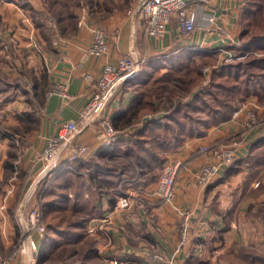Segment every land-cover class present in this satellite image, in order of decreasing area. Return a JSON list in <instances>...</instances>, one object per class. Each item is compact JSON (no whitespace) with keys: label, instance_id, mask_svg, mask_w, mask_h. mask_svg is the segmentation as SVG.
<instances>
[{"label":"crops","instance_id":"0c3cea01","mask_svg":"<svg viewBox=\"0 0 264 264\" xmlns=\"http://www.w3.org/2000/svg\"><path fill=\"white\" fill-rule=\"evenodd\" d=\"M139 1L81 0L74 11L70 7L75 21L64 17L60 22L62 30L56 29L55 33L49 24L48 30L53 33L44 37L39 33L41 25L35 17L36 11L47 15L43 0H28L25 5L29 6L26 7L18 3H5L0 7L1 21L5 24L0 36L3 38L14 34L19 54L16 63L19 67L26 65L34 83H38L36 87L32 83V88L28 87L29 92H40L43 85L40 86L39 74L43 72L47 81L43 91L63 84L67 85L72 94L70 99L59 94H47L40 105L41 116L36 118L39 128L33 131L38 134L30 137L23 153V167L20 173L17 168L13 169L9 186L4 181L7 137H1L0 134V264H23L20 253L15 251L21 234L17 222L21 205L28 208L44 207V201L41 203L40 199L31 201L30 191L36 178L24 192L25 184L34 173L41 171V153L48 139L58 132L61 123L78 119L80 110L88 103L91 81L86 75L91 74L93 79L98 78L107 64L117 65L122 55L134 45L130 38L132 26L128 10ZM186 1L196 11L198 28L189 37L180 38L177 19L173 18L165 37L158 39L146 35L141 23H138L135 39L138 52L148 57L149 61L173 55L183 48H189L192 54L194 51L209 52L217 48H226L234 53L233 49L236 48L231 47L239 42L244 0ZM205 14L215 15L216 21L212 27L204 21ZM13 26L14 30L10 31ZM97 29L104 30L109 36L108 51L104 54L89 52ZM1 52L3 51L0 50V54ZM205 56L209 55L206 53ZM216 56L220 57L218 54ZM26 58L28 62L24 61ZM196 59L205 60L201 55H197ZM1 61L4 62L3 59H0V63ZM3 70L6 67L3 66ZM8 70H11L10 66ZM166 71L167 68H164L160 73ZM15 73L18 74L17 71ZM134 83L125 82L108 104L109 116L119 127L130 119L129 110L137 95ZM14 88L21 92L20 86ZM261 104L256 99L245 105L239 104L236 109L241 110L237 117L214 125L204 136L189 138L183 145L169 150V161L166 163L182 161L183 165L177 174L174 202L168 203L161 198L152 197V213L156 222H152L148 215L114 210L112 191L116 187V176L113 172L103 174L101 168L110 167L108 164L112 157L108 158L107 153L114 152L115 149L105 148L103 137L91 127H86L77 140L88 145V153L99 152V158L84 157L82 162L86 165H81L80 173L75 174L76 187L73 184L67 190H72L69 192L72 196L77 190L94 191L95 212L101 211L103 215L111 216L112 220L106 226V232L94 235L101 256L108 263L112 259L120 258L130 261V264H159L151 261L152 251L157 249L161 254L173 257V264H264V171H259L253 165V158L259 151L256 145L264 139V122L242 133L245 109ZM27 106L23 101L7 102L0 95V109L25 113L29 109ZM163 113L159 110L155 118ZM144 117L146 114L135 118L136 125L140 126L148 119ZM234 134H240L235 162L222 166L210 184H198L196 179L200 168L204 164L215 162L211 154L203 153L200 148L226 142ZM119 155L120 152L114 157L112 165L117 166L120 163ZM88 165L93 170L88 169ZM97 169H101L99 174L93 179L90 178L91 174L98 173ZM141 183L142 181L139 182ZM154 183L156 182L152 181L149 185L153 186ZM91 196L88 192L84 193V198ZM180 210L188 212L191 239L188 246L179 249L178 224L182 217ZM38 236L39 234H35L37 242ZM39 243L41 241L38 245Z\"/></svg>","mask_w":264,"mask_h":264},{"label":"trees","instance_id":"16d2710c","mask_svg":"<svg viewBox=\"0 0 264 264\" xmlns=\"http://www.w3.org/2000/svg\"><path fill=\"white\" fill-rule=\"evenodd\" d=\"M72 4L80 3L68 2L66 3L67 9ZM67 12L74 16L69 11ZM43 14L45 13L41 12V15ZM253 16H255L254 21L251 20ZM249 17H251L250 20ZM63 18L61 17L59 22ZM244 22H246L245 27ZM240 27L242 29L238 45L231 48L242 50L244 55L249 50L263 51L262 55L254 52L247 53L248 55L244 59L224 63L219 67L215 66L211 69V82L207 85H203L201 82L203 78L200 63L196 57L201 55L205 60H200V62H209L212 58L217 59V52L194 51L192 54L189 48L179 49L177 53L165 55L159 60L149 61L146 57L138 76L126 81L135 82L134 87L137 95L129 110L130 119L128 122L126 121L123 126L119 127L116 121L111 118L114 127L120 132V140L107 148L115 149L114 152H120L121 161L116 164L117 166L109 165V168H101L103 174H116H114L116 176L114 177L116 179L114 189L118 188L117 186L124 176L129 178L126 184L130 186L153 188L155 183L153 186L149 183L156 182L155 180L161 176L159 170L161 167L163 169L166 164L164 156L166 149H176L189 138L204 136L212 126L229 120L238 101L244 102L251 96L264 100V0H244ZM245 36H249L248 41L244 38ZM206 53L209 55L208 57L205 56ZM164 68H167V71L159 73ZM43 77L46 81L45 75ZM175 84H177L178 91L173 93ZM37 85L38 83L33 84L34 87ZM166 93L170 95L171 99L177 98L178 100L176 103L173 102L168 115L163 113L157 118L155 116L148 118L143 124L131 130L132 135L126 138V141L122 140L123 129L132 128L136 124L135 118L138 119L147 112L155 115L156 110L162 106L160 99ZM45 95L46 92L43 91V88L42 92H35V96L41 99V103L44 102ZM188 96L190 99L184 102L183 99ZM198 113H205L206 116H197ZM256 146L259 151L253 158V165L259 168V171H264V139L259 141ZM147 155L150 160L146 157ZM115 156L118 154L113 155L111 161H114ZM92 158L94 159V157ZM82 161L80 159L74 163L75 172H67V175L59 176H68L66 186H73L77 177L75 174L80 173L81 165H86ZM153 164H156V167H153ZM88 167L91 169L92 166L88 165ZM156 168H158V173H155L151 181H147L145 175L149 174V170ZM97 172L89 177L93 179L99 174V171ZM141 181L142 183L139 184ZM85 192L92 196L84 199ZM93 192L77 190L73 196L70 193H64L61 194L62 197L43 202L49 216L52 212L54 213L46 224L45 234L38 236L40 237L38 242L41 241L39 243L41 253L63 250L59 257L60 262L55 264H99L98 261H90L92 257L98 256L97 241L94 237L91 238L86 230V226L92 218L105 216L101 211L95 212ZM119 194L116 190L113 197ZM114 199L113 201H115ZM66 246H72L73 250L68 251L69 247ZM79 252H83L81 259L78 256ZM46 259L48 261L50 258H45L41 264H46Z\"/></svg>","mask_w":264,"mask_h":264},{"label":"built area","instance_id":"2783aa9c","mask_svg":"<svg viewBox=\"0 0 264 264\" xmlns=\"http://www.w3.org/2000/svg\"><path fill=\"white\" fill-rule=\"evenodd\" d=\"M210 1V0H203ZM132 26L131 42L134 45L130 50L122 55L117 65L107 64L98 78L93 79L91 74L86 77L91 81V92L88 103L80 110L78 119L67 120L58 127V132L51 136L41 153L43 167L36 176V181H42L45 177L51 180L53 175L58 176L64 172H75L74 163L87 156L99 158V152H89L88 145L77 140L79 134L91 127L97 131L104 139L105 148H109L120 140V132L114 127L108 113V104L117 95L118 90L129 79H135L146 61V57L135 48L138 23H141L146 35L154 38H163L167 34V27L173 18L177 19L180 38L189 37L197 28L196 11L186 0H140L128 10ZM50 25L56 29L52 16ZM204 21L212 27L216 21L213 14H205ZM205 24V26H206ZM108 34L97 29L93 43L89 47L92 54H104L108 51ZM218 53L219 65L236 61L242 55L234 54L226 48L212 49ZM224 55V56H221ZM211 67L205 65L201 67L203 75V85L211 82ZM59 94L65 99L72 98L67 85L57 84L49 92L52 96ZM245 105V103H242ZM241 108L236 109L234 117L238 116ZM245 113V120L242 129L250 131L257 125L264 122V104L261 106H248ZM240 134H234L226 142L213 146H202L203 153H209L215 162L204 164L197 175V183L208 185L221 171L222 166L229 165L236 159V151L240 143ZM107 153V152H106ZM92 154V155H91ZM118 152L107 153L108 158L117 155ZM111 162V159L109 160ZM182 161L166 163L159 180L153 188L122 189V184L128 179L124 176L121 181L118 200L115 203V211H125L130 214H144L150 216L152 222H156V217L152 213V197H158L168 203H173L175 197L176 177ZM101 171V169H97ZM50 183V182H49ZM48 183V184H49ZM30 190V189H29ZM29 193V191H28ZM27 193V194H28ZM41 203L43 199H40ZM18 215V223L21 228L20 242L16 252H19L23 264H32L36 260L38 253L35 234L44 235L46 231L45 214L42 207L28 208L23 205ZM111 216L93 218L86 226L89 234L96 235L106 232V226L111 223ZM179 244L178 248H185L191 239V228L188 212H182L181 222L178 224ZM151 261L159 264H173V257H167L153 249ZM110 264H130V261L112 259Z\"/></svg>","mask_w":264,"mask_h":264},{"label":"rangeland","instance_id":"374dc122","mask_svg":"<svg viewBox=\"0 0 264 264\" xmlns=\"http://www.w3.org/2000/svg\"><path fill=\"white\" fill-rule=\"evenodd\" d=\"M43 1L45 3L44 4L45 10H46L45 12L47 13V15L46 16L44 14L41 15V11L35 12V14H36L35 17H36L37 21H39V23L38 22L37 23L39 25H41V27H42V28L40 27L41 29L39 28V33H40V35L42 34L43 37L47 34L53 33L52 31L48 30V25L51 23V19H49V18L51 16L53 19V23L56 26V29H60V30H62L60 22H59L61 17H68L69 21H75V19H74L75 15L71 16V15L67 14L68 13L67 11H69V13L72 14V11L70 10V8L67 9L66 3H68V2L80 3V1L79 2L75 1V0H73V1H70V0H43ZM83 1L88 2V0H83ZM247 1H251V0H247ZM5 3L6 4L7 3H14V4L18 3L21 5H23V4L25 5L26 3H28V0H0V7L2 5H4ZM248 3H250V2H248ZM79 5L80 4H72L70 7H73V11H74V9L77 8ZM26 6H29V4L25 5V7ZM33 11L34 10H32V15L34 13ZM254 18H255V16H253L252 19H251V17H249L248 19L249 20L251 19L252 21H254L253 20ZM245 26H246V22H244V27ZM4 27H5V24L1 21V17H0V35L2 34L1 32H3ZM56 29L53 28L54 33L56 32ZM241 29H242V27H241ZM12 30H14V26L11 27L10 31H12ZM244 38H246V40L248 41L249 36H245ZM15 40L16 39L14 38V34H8V35H6V37H3V38L0 36V50L3 51L0 54V59L4 60V62L1 61V63H0V95H1V98L3 97L5 99V101H7V102L12 103L15 101H18V102L23 101L26 105H28L27 107L29 109L25 113H20L18 110L10 112L9 110H6V109H0V134H1V137H7V144H6V148H5L7 155H6V158L4 160V165H5L4 181H5L7 186H9L10 182L12 181L11 176L13 173V169L17 168L19 170L18 173H20L21 168L23 167L22 160H23V153L25 151V148L29 144L30 137L35 134V132H33V131H35L36 129L39 128V125L36 123V118L38 116H41L40 105L42 104L41 99L39 97L35 96V91L29 92L28 87L30 88V86H31V88H32V83H34L33 76L30 73L29 68L26 65H25V67H23L22 65L19 67L18 64L16 63V61L18 59L17 55H19V54L17 51L18 47H16V45H15L16 44ZM41 46H43V44ZM233 50H235L234 54H238V55L243 56L242 58H240L238 60L244 59L248 55L247 53H253L254 52L255 54H258V55H262V53H263V51L257 52V51L249 50V52H247L244 55L242 53V50H236V49H233ZM20 53H22V52H20ZM218 60H219V57L217 56V59L212 58L211 60H209V62H205V61L200 62L199 61L200 69H201V67H203L205 65H209L211 67V69H213L215 66L219 67L220 65H219ZM24 61L28 62L27 58L24 59ZM5 62L7 64H5ZM3 66L6 67V70H3ZM9 66H10L11 70H8ZM13 69H15V71H17L18 74L15 73V71H13ZM43 74L44 73L41 72L39 75L41 77L40 86L43 85L42 88L44 89V87L47 85V81H44ZM21 76H23V77H21ZM24 76H26L27 78H25ZM202 78H203V75H202ZM201 82L203 83V79L201 80ZM175 85L176 86L173 89V93H176V91H178L177 84H175ZM16 86L21 87V92H20V90H14L15 89L14 87H16ZM42 88H40V92H42ZM32 90H34V89H32ZM50 90H51V88L49 90H46L45 97L48 94L47 92H49ZM40 92H38V93H40ZM189 99H190V97L188 96V97H185L183 99V101L185 102V101H188ZM252 99H256V100H258V102H262V104H264V100H261V99L257 98L256 96H251L250 98H248L244 102H240L237 100L238 102L235 105L247 103L248 101H251ZM177 101H178L177 98L171 99L170 95L168 93H166L165 96L162 99H160V105H162V106L158 110H156L155 115L159 110H162L164 112V115H168L167 113L170 112L169 109L173 105V102L176 103ZM235 111H236V109L234 110V112ZM234 112H232L233 116H231V118L234 117ZM195 113H197V112H195ZM152 114L153 113L147 112L146 117H144V119L154 117L155 115H152ZM203 114L198 113L196 115L205 117L206 114L205 113H203ZM138 126L139 125L135 124V126H133L132 128L123 129L124 135H122V140L126 141V138H129L130 135H132L131 130H134ZM37 134L38 133H36L34 135V137H36ZM169 150H171V149H166L164 151V156L166 157L165 161H169L168 157H167ZM162 154L163 153L161 152V155ZM146 157L148 158V160H150L148 155ZM36 160H37V158H35V161ZM234 162L235 161H233L230 165H232ZM110 163L111 164H108V165L112 166L113 162L111 161ZM153 167H156V164H153ZM161 169H162V167L160 168V173L162 174L163 169L162 170ZM157 170H158V168L149 170V174L145 175V178L147 179V181L152 180L151 178L154 177L155 173H158ZM66 173L67 172H64L62 174L67 175ZM37 174H38L37 172L34 173V175H32V177L29 179V181H27V183L25 184L24 192L31 186V184H32L33 180L36 178ZM55 175L56 174L53 175V178L51 180H47V177H45L44 179H42V181L37 180L35 182V184L32 186L31 191H30L31 201H33L34 199L37 201L41 198L43 199L44 202L49 201V200H55L56 198L60 197L61 194L69 193L70 191L72 192V190H67L68 187H69V189L72 188V186H66V183L68 182V180H67L68 176L59 177L60 175H58L55 177ZM176 179H177V177H176ZM76 183L77 182L75 180L73 182V184H75V187H76ZM121 183L119 184V186H117L118 187L117 189L116 188L113 189V191H112L113 194L115 193L116 190H118V193H121L120 188H119ZM126 183L122 184L123 190L127 189V187H129L131 189L142 188V187H134V185L130 186L129 184H126ZM118 197H119V195H116V197L112 196L113 199L115 198L114 204L117 202ZM84 199H88V198H84ZM174 200H175V197L173 199V202H174ZM43 211L45 214V220H46V224H47V222H49V219H51L50 216L53 215L54 212H52L51 215L49 216V213L47 212V210H45L44 207H43ZM182 211L183 210H180V212H182ZM17 222H18V218H17ZM179 222H181V220ZM88 235H90L91 238L94 237V235H91L89 233H88ZM38 239L40 240V237H38ZM35 241L37 243L38 253H37L35 262L32 264H41L45 260V258H50V259H48V261L46 259V261H47L46 264H55V263L60 262L59 257H60L61 252H63V250L58 249L56 251L53 250L50 252L41 253V249H40V246L38 245L36 238H35ZM19 242H20V235H19L18 243L16 242L17 247H16L15 251L18 248ZM78 246H77V248H78ZM66 247H69L68 251L73 250L72 246H66ZM96 247H97V245H96ZM97 249H98V247H97ZM75 250H76V246H75ZM78 256H79V259H81L83 256V252H79ZM115 260H120V258H115ZM90 261H92V262L98 261L99 264L100 263L101 264H110L111 263V260L108 263L105 260V258L103 256H101L99 249H98V256L96 255L95 258L92 257L90 259ZM121 261L125 262L127 260L121 259Z\"/></svg>","mask_w":264,"mask_h":264},{"label":"water","instance_id":"95a60500","mask_svg":"<svg viewBox=\"0 0 264 264\" xmlns=\"http://www.w3.org/2000/svg\"><path fill=\"white\" fill-rule=\"evenodd\" d=\"M23 209V208H22Z\"/></svg>","mask_w":264,"mask_h":264}]
</instances>
